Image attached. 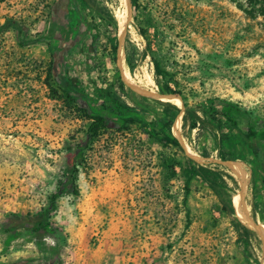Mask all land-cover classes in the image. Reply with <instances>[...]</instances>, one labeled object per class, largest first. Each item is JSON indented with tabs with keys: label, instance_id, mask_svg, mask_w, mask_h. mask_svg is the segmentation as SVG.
I'll use <instances>...</instances> for the list:
<instances>
[{
	"label": "rangeland",
	"instance_id": "374dc122",
	"mask_svg": "<svg viewBox=\"0 0 264 264\" xmlns=\"http://www.w3.org/2000/svg\"><path fill=\"white\" fill-rule=\"evenodd\" d=\"M96 2L114 28L80 4L76 13L59 0H0V27L21 28L17 38L13 26L0 30V264H244L264 221V206L255 205H264V177L253 163L264 174V20L246 17L243 0H124L122 12L118 0ZM51 9L67 11L73 32L65 72L82 93L76 100L50 73L60 46L56 35L48 38ZM127 42L156 65L184 109L197 111L180 113V144L173 110L164 113L171 100L135 47L128 68ZM112 97L118 101L109 112L103 104ZM83 109L105 126L88 134ZM246 128L254 157L238 134ZM161 133L169 138L164 147ZM75 152L77 193L56 198L53 233L7 230V214L31 216L46 206ZM163 157L173 172L165 185ZM221 175L245 191L247 210L237 197L232 212ZM248 210L251 226L242 223ZM233 221L254 235L243 239Z\"/></svg>",
	"mask_w": 264,
	"mask_h": 264
},
{
	"label": "trees",
	"instance_id": "16d2710c",
	"mask_svg": "<svg viewBox=\"0 0 264 264\" xmlns=\"http://www.w3.org/2000/svg\"><path fill=\"white\" fill-rule=\"evenodd\" d=\"M134 1H136V0H134ZM60 2L62 3L61 6L64 8H65V5L68 2H70L72 4L73 11L76 13H79L78 12V4H80L84 7H86V9L93 11L102 20L106 21L108 24L107 25L108 27H109V25H111L112 28L115 27V23H114L113 19L111 18V16L109 15L107 9L103 5H99V3L96 2V0H59V3ZM125 3H126V1H125ZM126 6H127V4H126ZM135 7L136 6H134L133 8H135ZM127 9H129L128 6H127ZM241 11L249 19L261 18L262 20H264V0H243V8H241ZM64 15H66V16L64 17ZM50 16H51V25H50V27H51L50 28V35L51 36L50 37L48 36V38H51L52 36L56 35L55 39L57 40V43L60 45L57 49H55L57 54H55L56 57H55V59L52 60V62L50 64V73L52 74L53 81L57 85H59L62 88V90L69 97L76 100L77 98H79L82 95V93L80 91H78L74 86L69 84V81L67 79L66 72H65L66 56H67L69 50L71 49V46L73 43V38H74L73 32L70 31L69 26L67 24V20L64 19L67 17V11L64 10L62 12V14L59 16V14L56 13L55 9H51ZM6 25L13 26L15 33H16V38H17L18 33L21 30V28L17 24L6 23V24H4V26L0 27V30H4ZM79 25H81V23H79ZM58 32L60 35L58 34ZM139 34L143 38V40L146 44V50L149 53L150 50H149L148 42H147V39L145 36V31L143 29L139 28ZM124 53H125V60L124 61H125L126 65L128 66V68H132V66H133L132 64L135 61V50H134V47L131 45V43L127 42V44L125 46ZM117 55H118V62L117 63H120L121 62L120 53L118 52ZM154 71L160 75V72L156 69V65H154ZM116 73H117V79H118L119 84L123 88H125L123 81L121 80V77L119 76L118 72H116ZM122 73L126 78L124 71H122ZM119 89H121L120 86H119ZM121 91H122V89H121ZM162 92H163V90H162ZM107 101H108L107 105L104 106V104H103V107H104V109H107L109 112H111L112 108L114 107V106H112L113 103L115 101H118V100H117V98L112 97V98H109ZM78 103H79V105H81L80 102H78ZM120 105L126 111L136 110L135 108L128 107L127 105H125L123 103H121ZM167 105L172 107V105H170V104H167ZM113 111H114V109L112 110V112ZM83 112L88 117V119L91 121V123L89 124V126L87 128L88 134L92 135V134L96 133L99 129H102L105 126V119L102 118L101 116H96V115L90 114L85 109H83ZM164 113L167 117H170L171 110L167 107L165 109ZM131 122H132V119H130V118L124 120L125 124H129ZM169 122H170V120H168L166 125H168ZM194 124H195L194 120H192L191 126L194 127ZM238 134H239L240 139L244 142V144L249 149L252 157H254V152H255L254 151V145L251 143V139L253 136H252L250 128H246L245 132H241ZM159 138H160V143H162V145L164 147V144L169 139L168 135L161 133ZM171 144L174 147H178V144L174 139H171ZM205 157H208V156H205ZM220 158L223 161L233 160L232 156H229V158H225V157L221 156V154H220ZM77 160H78V154H77V152H75L72 155L71 162L69 165V169L65 172V180L58 182L55 191L48 197L47 204L44 208H40L38 211H36L31 216L22 215L19 213L7 214L5 216V218L7 220L6 229L9 231H12V230L21 229V228H27V229H31L34 232L53 233L54 229H53L51 221H50V215L56 210V206H55L56 198L62 194H65V193H70L73 196H75L77 193L76 187L74 184V179H73V176L71 175V170L74 167V165L77 163ZM160 162L163 165V169H166V168L169 169L168 177L163 181V185H165L170 180V178L173 176V172L171 170L172 164H169V160L166 159L165 157L160 158ZM253 163H254L255 172L259 173L261 177H264V174L262 172H260V170H259L258 162H256L254 160ZM235 176L237 179L239 178L238 174H236ZM236 198H237V196L234 195L231 191L227 192V201H228V204H229L232 212H233V205H234ZM239 204H241L242 207L245 210H247L246 205L240 199H239ZM224 210L228 211L229 209L225 207ZM242 223L251 226V221L249 219V212L246 213L244 211V219H243ZM232 224L234 225L236 231H238V230L240 231L241 237L243 239L246 240L248 236L254 235V233L251 230L243 227L242 225H240V224L235 225L234 221L232 222ZM263 224H264V221L258 222L261 233H264V230H263L264 225ZM243 263L248 264L247 257H243ZM47 264H50V263L47 262Z\"/></svg>",
	"mask_w": 264,
	"mask_h": 264
},
{
	"label": "water",
	"instance_id": "95a60500",
	"mask_svg": "<svg viewBox=\"0 0 264 264\" xmlns=\"http://www.w3.org/2000/svg\"><path fill=\"white\" fill-rule=\"evenodd\" d=\"M119 1V5L121 8V12L123 11V2L124 0H118ZM129 22L132 24L133 29L137 32L136 26L134 24V18L132 16L131 10L129 11ZM137 56L141 62V64L143 65V67L145 68V70H147V72L157 81L158 85L161 87V89L163 90V92L166 94V96L173 102V106H169V109L173 110V123L176 126V136H177V140L180 144V134H179V122H180V113L187 111V112H193L196 113L197 111L195 110V108L192 109H184L183 106L180 104V102L177 100L178 96L177 94H175V92L173 90H171L166 83L163 81V79L161 78V76H159L153 68L149 67V65L142 59V57L139 54L138 48L136 46V43L133 42ZM155 99V98H154ZM220 141H222L220 139ZM185 156H187L188 158H191L193 160L197 159V154L195 155H189L187 152L184 151ZM218 170L221 174V170L220 167H218ZM222 177V175H221ZM224 183L226 184L227 188L229 191H231L234 195H236L242 202H244L247 205H252V201H250L247 197L241 196L240 194H238L236 192V190L234 188H232V186L230 184H228V182L225 180V178H223ZM256 206H264L262 204H255ZM258 244L253 252V254L251 255L250 259L248 260V264H257L259 259L261 258L263 251H264V233L258 235Z\"/></svg>",
	"mask_w": 264,
	"mask_h": 264
},
{
	"label": "bare ground",
	"instance_id": "6f19581e",
	"mask_svg": "<svg viewBox=\"0 0 264 264\" xmlns=\"http://www.w3.org/2000/svg\"><path fill=\"white\" fill-rule=\"evenodd\" d=\"M124 4V3H123ZM120 25V24H119ZM122 27V26H121ZM126 73H127V76H128V78H132V77H130V74H129V72L128 71H126ZM131 80H133V79H131ZM133 83H134V85L139 89V87L135 84V82H134V80H133ZM144 90V89H143ZM147 92V91H146ZM152 94V93H151ZM156 95V94H155ZM159 98V97H158ZM160 99V98H159ZM172 102V101H171ZM173 103V102H172ZM236 172L239 174V172L236 170ZM240 176H242V177H244V175H242V174H239ZM241 189V192L239 193L241 196H244L245 197V191L242 189V188H240ZM245 204V203H244ZM246 205V204H245ZM246 207H247V205H246ZM247 209H248V207H247ZM248 212H249V210H248ZM257 232V231H256ZM258 234V233H257ZM264 255V253L262 254V256Z\"/></svg>",
	"mask_w": 264,
	"mask_h": 264
}]
</instances>
